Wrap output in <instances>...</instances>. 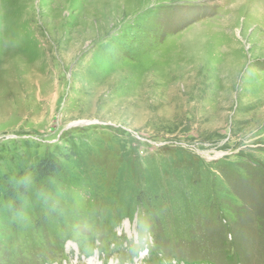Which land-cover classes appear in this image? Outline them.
<instances>
[{"label": "rangeland", "instance_id": "1", "mask_svg": "<svg viewBox=\"0 0 264 264\" xmlns=\"http://www.w3.org/2000/svg\"><path fill=\"white\" fill-rule=\"evenodd\" d=\"M0 184V264H264V0H0Z\"/></svg>", "mask_w": 264, "mask_h": 264}, {"label": "trees", "instance_id": "2", "mask_svg": "<svg viewBox=\"0 0 264 264\" xmlns=\"http://www.w3.org/2000/svg\"><path fill=\"white\" fill-rule=\"evenodd\" d=\"M59 162L52 161L50 159L43 160L36 169V176L42 180L45 178L53 177L58 171H60ZM0 196L8 202H12L13 207L18 210L21 208V198L27 196V191L23 187L6 186L0 184Z\"/></svg>", "mask_w": 264, "mask_h": 264}]
</instances>
